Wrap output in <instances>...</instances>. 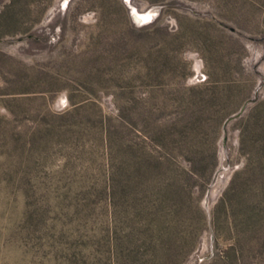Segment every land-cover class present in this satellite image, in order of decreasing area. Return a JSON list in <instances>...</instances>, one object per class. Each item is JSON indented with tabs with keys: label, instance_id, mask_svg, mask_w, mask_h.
Listing matches in <instances>:
<instances>
[{
	"label": "rangeland",
	"instance_id": "1",
	"mask_svg": "<svg viewBox=\"0 0 264 264\" xmlns=\"http://www.w3.org/2000/svg\"><path fill=\"white\" fill-rule=\"evenodd\" d=\"M261 122L264 0H0V264H264Z\"/></svg>",
	"mask_w": 264,
	"mask_h": 264
},
{
	"label": "trees",
	"instance_id": "2",
	"mask_svg": "<svg viewBox=\"0 0 264 264\" xmlns=\"http://www.w3.org/2000/svg\"><path fill=\"white\" fill-rule=\"evenodd\" d=\"M256 124L257 127L264 129V122ZM253 148L255 149H251L248 153L246 165L233 174L225 190V195L222 198L221 204L222 206L224 205L228 211L235 208L245 210L247 212L246 220H252L255 225H259L264 211V181L258 180L261 171L264 169V146ZM254 164L256 165L254 166ZM135 166L138 171L142 170L140 164L138 165L136 163ZM209 174L210 172L207 170L205 175L209 176ZM187 176H190V174L185 172L182 179L175 182V184L172 183L169 188V199L172 202L176 201L177 204H179L180 200L182 202L180 208L176 210V214L183 213L185 217H189L193 212V206H191V201L189 200L190 179ZM111 178L113 181L112 187H114L119 181H117L115 175ZM111 193L117 194L116 189L113 188ZM201 216H203L202 221L205 220L204 214H201ZM212 218L213 220L216 219V210L212 211ZM196 237L197 235H193V239H196ZM190 239H192V237ZM191 245V240L185 244L184 255L189 253ZM175 249L174 247L173 251ZM175 264L178 263L176 262Z\"/></svg>",
	"mask_w": 264,
	"mask_h": 264
},
{
	"label": "water",
	"instance_id": "3",
	"mask_svg": "<svg viewBox=\"0 0 264 264\" xmlns=\"http://www.w3.org/2000/svg\"><path fill=\"white\" fill-rule=\"evenodd\" d=\"M250 101H252V100L247 101L238 113H236V114L230 116V117L226 120L225 125H224L225 133L227 132V125H228V123H229L230 121H232V120L237 119L238 117H240V116L243 114V112L245 111V108H246L247 104H248ZM226 139H227V136H225V141H226Z\"/></svg>",
	"mask_w": 264,
	"mask_h": 264
}]
</instances>
